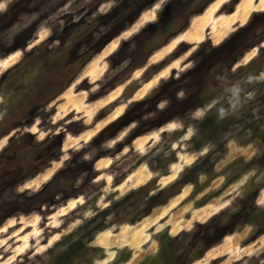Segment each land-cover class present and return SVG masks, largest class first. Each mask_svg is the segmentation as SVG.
<instances>
[{"label":"rangeland","instance_id":"rangeland-1","mask_svg":"<svg viewBox=\"0 0 264 264\" xmlns=\"http://www.w3.org/2000/svg\"><path fill=\"white\" fill-rule=\"evenodd\" d=\"M0 5V264H264V0Z\"/></svg>","mask_w":264,"mask_h":264},{"label":"flooded vegetation","instance_id":"flooded-vegetation-1","mask_svg":"<svg viewBox=\"0 0 264 264\" xmlns=\"http://www.w3.org/2000/svg\"><path fill=\"white\" fill-rule=\"evenodd\" d=\"M10 171H11V170H9V169H4V170H2L1 172L7 174V173L10 172Z\"/></svg>","mask_w":264,"mask_h":264},{"label":"bare ground","instance_id":"bare-ground-1","mask_svg":"<svg viewBox=\"0 0 264 264\" xmlns=\"http://www.w3.org/2000/svg\"><path fill=\"white\" fill-rule=\"evenodd\" d=\"M244 6H245V5H244ZM90 69H91V68H90ZM92 75H93V74H92ZM81 97H82V96H81ZM70 99H71V98H70ZM72 99H73V98H72ZM79 99H80V98H79ZM75 100H77V99H75ZM81 100H82V99H81ZM81 100H80V101H81ZM78 101H79V100H78ZM77 103H79V102H77ZM79 105H80L79 107H81L82 104L79 103ZM77 106H78V105H77ZM75 107H76V106H75ZM77 108H78V107H77ZM183 196H184V195H183ZM214 209H215V208H214Z\"/></svg>","mask_w":264,"mask_h":264},{"label":"water","instance_id":"water-1","mask_svg":"<svg viewBox=\"0 0 264 264\" xmlns=\"http://www.w3.org/2000/svg\"><path fill=\"white\" fill-rule=\"evenodd\" d=\"M178 56H179V54H176L174 58H176V57H178Z\"/></svg>","mask_w":264,"mask_h":264},{"label":"clouds","instance_id":"clouds-1","mask_svg":"<svg viewBox=\"0 0 264 264\" xmlns=\"http://www.w3.org/2000/svg\"><path fill=\"white\" fill-rule=\"evenodd\" d=\"M197 115H201V113H197ZM222 115H223V113H222Z\"/></svg>","mask_w":264,"mask_h":264},{"label":"snow or ice","instance_id":"snow-or-ice-1","mask_svg":"<svg viewBox=\"0 0 264 264\" xmlns=\"http://www.w3.org/2000/svg\"><path fill=\"white\" fill-rule=\"evenodd\" d=\"M0 7H3V5H0Z\"/></svg>","mask_w":264,"mask_h":264}]
</instances>
